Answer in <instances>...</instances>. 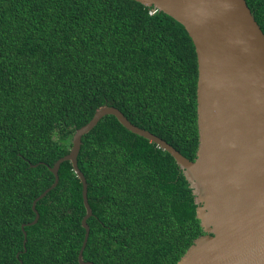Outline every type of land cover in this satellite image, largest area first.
I'll use <instances>...</instances> for the list:
<instances>
[{
    "label": "trees",
    "instance_id": "trees-1",
    "mask_svg": "<svg viewBox=\"0 0 264 264\" xmlns=\"http://www.w3.org/2000/svg\"><path fill=\"white\" fill-rule=\"evenodd\" d=\"M264 31V0H247ZM137 0H0V264H82L83 184L63 161L105 105L195 159L198 58L182 23ZM78 165L94 264H176L204 233L193 189L166 150L105 115Z\"/></svg>",
    "mask_w": 264,
    "mask_h": 264
},
{
    "label": "water",
    "instance_id": "water-1",
    "mask_svg": "<svg viewBox=\"0 0 264 264\" xmlns=\"http://www.w3.org/2000/svg\"><path fill=\"white\" fill-rule=\"evenodd\" d=\"M155 6L182 23L198 58L197 111L199 146L190 159L152 131L134 124L113 105L96 110L77 128L70 151L49 166L54 182L32 203L33 221L40 217L37 202L59 183L63 161L72 162L83 184L85 238L78 258L84 259L93 214L88 182L78 165L82 137L108 114L130 131L168 151L183 168L193 189L197 217L204 233L176 264H264V31L247 0H137Z\"/></svg>",
    "mask_w": 264,
    "mask_h": 264
},
{
    "label": "built area",
    "instance_id": "built-area-1",
    "mask_svg": "<svg viewBox=\"0 0 264 264\" xmlns=\"http://www.w3.org/2000/svg\"><path fill=\"white\" fill-rule=\"evenodd\" d=\"M155 11H157V8L155 7L154 9L150 10V13H154Z\"/></svg>",
    "mask_w": 264,
    "mask_h": 264
}]
</instances>
